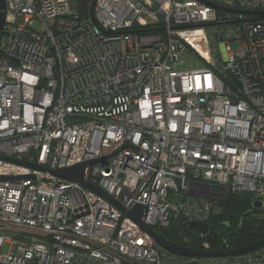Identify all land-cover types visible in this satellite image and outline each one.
<instances>
[{"label": "built area", "instance_id": "2783aa9c", "mask_svg": "<svg viewBox=\"0 0 264 264\" xmlns=\"http://www.w3.org/2000/svg\"><path fill=\"white\" fill-rule=\"evenodd\" d=\"M0 264H264L218 250L228 194L264 202V0H6ZM7 158L25 161L21 163ZM99 160L83 184L49 170ZM5 244L9 252L3 253Z\"/></svg>", "mask_w": 264, "mask_h": 264}, {"label": "trees", "instance_id": "16d2710c", "mask_svg": "<svg viewBox=\"0 0 264 264\" xmlns=\"http://www.w3.org/2000/svg\"><path fill=\"white\" fill-rule=\"evenodd\" d=\"M186 229L181 219L175 220L166 229L168 237L180 242L179 230ZM208 239L218 250L239 248L264 239V215L254 213L252 195L228 194L220 203L209 221Z\"/></svg>", "mask_w": 264, "mask_h": 264}, {"label": "water", "instance_id": "95a60500", "mask_svg": "<svg viewBox=\"0 0 264 264\" xmlns=\"http://www.w3.org/2000/svg\"><path fill=\"white\" fill-rule=\"evenodd\" d=\"M216 7L219 9H224V10H228V11L242 12V13H248V14H258V15H260V18H264V11L262 12V11H250V10H234V9H230V8H224L222 6H216ZM6 8H7L6 0H0V38L2 37V35L4 33V27L6 24ZM7 159L15 160V161H18L21 163H27L25 161L14 159V158H7ZM98 161L99 160L82 162V163H79V164H76L73 166L58 168V169L49 170V171L51 173H53L54 175H57L59 177L69 179L72 181H76V182L83 184L84 186L92 189L93 191L104 196L105 198L113 201L117 206L122 208L120 206V204L113 199V197H111L104 190H102L98 186L90 183L87 180L86 171H87L88 165L96 163ZM144 209H145V206H143L141 204H137L133 207L132 210L128 211L127 214L129 216H131V218L134 219L137 223L141 224L144 228H146L154 236V238L157 240V242L162 247H164L168 251L175 253V254L184 255V256H213V257L214 256H220V257L238 256V255H243V254L253 252V251L259 249L260 247L264 246V239H263V240H260V241H257V242L239 247V248H228L225 250L200 251V250L192 249L189 247H185V246H182V245L172 241L168 237L166 231H165V234L162 235V234L158 233V231L151 229V228L145 226L144 224H142L141 216L143 214ZM254 212L255 213H264V202L263 201H256L254 203ZM190 228H193V229L198 228L201 231H207V229L209 228V224L204 222V223H201L199 226H197V224L193 222V223H190Z\"/></svg>", "mask_w": 264, "mask_h": 264}, {"label": "rangeland", "instance_id": "374dc122", "mask_svg": "<svg viewBox=\"0 0 264 264\" xmlns=\"http://www.w3.org/2000/svg\"><path fill=\"white\" fill-rule=\"evenodd\" d=\"M9 248H10L9 244H5L3 246V249H2L3 253H8L9 252Z\"/></svg>", "mask_w": 264, "mask_h": 264}, {"label": "flooded vegetation", "instance_id": "af4514ba", "mask_svg": "<svg viewBox=\"0 0 264 264\" xmlns=\"http://www.w3.org/2000/svg\"><path fill=\"white\" fill-rule=\"evenodd\" d=\"M254 213H255V212H254ZM255 214H260V215L263 214V215H264V213H255ZM230 248H231V247H230Z\"/></svg>", "mask_w": 264, "mask_h": 264}]
</instances>
